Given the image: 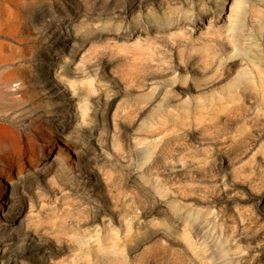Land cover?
Masks as SVG:
<instances>
[{"label":"rangeland","instance_id":"1","mask_svg":"<svg viewBox=\"0 0 264 264\" xmlns=\"http://www.w3.org/2000/svg\"><path fill=\"white\" fill-rule=\"evenodd\" d=\"M217 9L0 0V264H264V0Z\"/></svg>","mask_w":264,"mask_h":264},{"label":"bare ground","instance_id":"2","mask_svg":"<svg viewBox=\"0 0 264 264\" xmlns=\"http://www.w3.org/2000/svg\"><path fill=\"white\" fill-rule=\"evenodd\" d=\"M217 3H218V7L219 9H217V14L219 15L223 9H224V6H225V0H217ZM154 5V2L153 1H150L149 5H148V9H147V22L149 23H154L155 25H158V26H161V27H164V26H170L174 23V21L170 18L168 19H161L159 16L157 17L156 16V11L153 7ZM230 9V8H229ZM204 13H207L209 15H211L210 17H212V12L209 8H206L205 6L201 7L199 9V11L195 14H190V15H187L185 16V18H188V24L190 23H194L196 20H199V19H202V14ZM235 18V17H234ZM232 22V21H231ZM137 24V23H136ZM234 24V23H233ZM236 25V23H235ZM232 26V25H231ZM241 26V25H240ZM239 28V27H238ZM236 29V28H235ZM234 29V30H235ZM238 31V29H236ZM231 31H233V29H231ZM228 33V32H226ZM231 33V32H230ZM229 34V33H228ZM232 34V33H231ZM234 34H238V33H235ZM240 34V33H239ZM226 36H228L227 34H225ZM233 38H232V41L236 40L234 35H232ZM231 40V38H230ZM240 40V39H239ZM229 41V40H228ZM231 41V42H232ZM239 45V43H238ZM238 47V46H237ZM240 47V46H239ZM248 51V50H247ZM246 52V51H245ZM247 53V52H246ZM68 62H65V64H67ZM58 73H61V71H59ZM63 78V77H62ZM70 83V82H69ZM14 187V186H13ZM17 190L15 188H12V193H13V199L11 201V203H9L7 205V208L4 210L2 208V205H1V198H0V225H6L7 223H11L9 225H12L13 224V221L15 220V217L12 216V213L14 210L17 211V213L20 212V209H21V196L19 195L18 192H16ZM1 192H2V187L0 185V195H1Z\"/></svg>","mask_w":264,"mask_h":264}]
</instances>
